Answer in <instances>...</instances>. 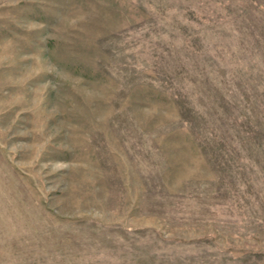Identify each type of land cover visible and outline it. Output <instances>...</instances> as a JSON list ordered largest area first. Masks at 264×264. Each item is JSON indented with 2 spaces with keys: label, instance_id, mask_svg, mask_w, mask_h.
Listing matches in <instances>:
<instances>
[{
  "label": "rangeland",
  "instance_id": "obj_1",
  "mask_svg": "<svg viewBox=\"0 0 264 264\" xmlns=\"http://www.w3.org/2000/svg\"><path fill=\"white\" fill-rule=\"evenodd\" d=\"M0 264H264V0H0Z\"/></svg>",
  "mask_w": 264,
  "mask_h": 264
}]
</instances>
